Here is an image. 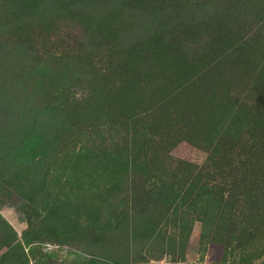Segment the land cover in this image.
Segmentation results:
<instances>
[{
    "label": "trees",
    "instance_id": "16d2710c",
    "mask_svg": "<svg viewBox=\"0 0 264 264\" xmlns=\"http://www.w3.org/2000/svg\"><path fill=\"white\" fill-rule=\"evenodd\" d=\"M0 192L92 256L63 264L185 260L198 222L218 264H264V0H0ZM0 251L48 264L1 213Z\"/></svg>",
    "mask_w": 264,
    "mask_h": 264
},
{
    "label": "rangeland",
    "instance_id": "374dc122",
    "mask_svg": "<svg viewBox=\"0 0 264 264\" xmlns=\"http://www.w3.org/2000/svg\"><path fill=\"white\" fill-rule=\"evenodd\" d=\"M58 32L61 34L62 37H65V41L72 42L74 48L78 50V43H76V37L80 34V30L78 27L74 26L73 24H63L58 29ZM172 155L175 157L192 161L195 164L201 166L206 161L208 157V152L205 149H201L189 143L183 142L173 149ZM68 192V190L63 191V195ZM88 195L90 196L92 195V193L89 192ZM66 212L63 209L60 212V215H67ZM0 213L3 218H5L18 232L21 241L27 248V251H29L30 249H35L37 255L39 257H44L46 259V262L48 261V264H63L64 262L75 263L84 259L92 258V256L86 253L81 247V245H79L78 243L58 239V232H43L42 235L36 239L27 238L25 234L31 223L30 221L36 223L39 220H37L38 218L35 219L36 216L34 214V211L31 209L28 203L18 194H14L10 197H7L4 194H1L0 192ZM70 216L72 218H76L84 225L87 224V218H85L87 215H85L82 211H78L76 213L72 212V215ZM58 218L62 217H53L51 222H41V224L45 227H54V225H56L57 228L60 225L64 226L69 223V221L59 223V220H57ZM200 231L201 223L198 222L195 225L194 232L187 246V255L185 260H173L171 256H165L161 260H151L150 262L143 264L220 263L221 250H217L216 247H212L211 251L205 255L202 253V251H200ZM27 241L31 242V244H27ZM1 254L2 252L0 251V255ZM256 264H260V261H258Z\"/></svg>",
    "mask_w": 264,
    "mask_h": 264
}]
</instances>
